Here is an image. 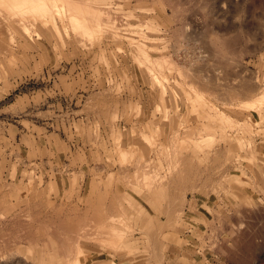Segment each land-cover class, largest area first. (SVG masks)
<instances>
[{
	"label": "rangeland",
	"instance_id": "1",
	"mask_svg": "<svg viewBox=\"0 0 264 264\" xmlns=\"http://www.w3.org/2000/svg\"><path fill=\"white\" fill-rule=\"evenodd\" d=\"M84 5L0 50V264H264V0Z\"/></svg>",
	"mask_w": 264,
	"mask_h": 264
},
{
	"label": "bare ground",
	"instance_id": "2",
	"mask_svg": "<svg viewBox=\"0 0 264 264\" xmlns=\"http://www.w3.org/2000/svg\"><path fill=\"white\" fill-rule=\"evenodd\" d=\"M86 2H88V0H0V35L5 37V40L2 39L3 42H0L2 43L0 44V50L3 52L5 51L7 52L11 50V44H12V37H10L11 32L13 33L17 32L23 39H27V40L31 39L32 33L39 34L40 36H42L38 38L42 40L40 46H42L45 49L47 46H49L50 43L49 38H56V39L60 38L61 35L60 25L63 23H67L69 30L72 32L74 36V39L77 38L75 37V35H77L78 38L81 36L84 37L85 39L86 37L85 40L82 38V40L86 42L92 36V32H93L92 30L94 29V25H95V23L94 25L92 23L95 20L98 22V18L100 19L103 18L102 16L99 17V14H101L100 12L102 11L98 12V8L97 11H94L96 7L93 8V10H91L88 6L84 5V3ZM97 13L98 15H95L94 18V14ZM103 22H105L104 23L106 25L105 28L109 30L108 28L111 27L108 25L109 23L106 22V20H104ZM103 33L102 35L104 36ZM116 35H117L116 33L111 34V38L114 39L115 37H117ZM82 40L79 41L78 39L77 41L79 42L77 43L79 44L81 42L80 44L82 45L83 43ZM80 44L78 46H80ZM140 53L143 59L139 60V63L138 62L137 63L140 67L144 68L145 72L147 71L148 73H150L151 68H150V64L148 63L149 60H147L145 53L142 49L140 50ZM262 100H264V96H261L259 99H257L256 100L257 102L256 101L247 102V105H249V107L259 106L262 103ZM219 118L218 120H220V122H222L223 119L226 122H229L228 119L225 117L221 116V119ZM224 120L223 122H225ZM121 154L124 160V156H126V154L123 152ZM126 167L127 166H125V168ZM144 168L146 167L144 166ZM144 175L145 174H143L142 177L143 179L146 178V176ZM164 186L165 185H163L162 187ZM158 189L161 188L158 187L157 190ZM161 190H165V189L163 188ZM161 190L160 193L163 192ZM152 191L153 190H151V192ZM165 191H167V188ZM155 192H159V191H155Z\"/></svg>",
	"mask_w": 264,
	"mask_h": 264
}]
</instances>
